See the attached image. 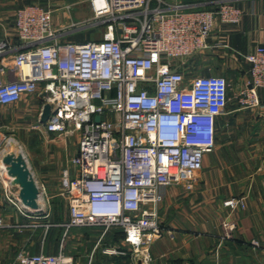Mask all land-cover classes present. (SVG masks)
Segmentation results:
<instances>
[{"label":"built area","instance_id":"obj_1","mask_svg":"<svg viewBox=\"0 0 264 264\" xmlns=\"http://www.w3.org/2000/svg\"><path fill=\"white\" fill-rule=\"evenodd\" d=\"M89 8L94 24L105 27L100 40L89 42L61 41L52 11L39 5L16 10L18 44L0 38V60L14 53L10 66L16 79L5 81L0 66V106L37 94L50 106L47 132L78 134L69 160L75 177L67 179L64 169L65 186L57 195L67 206V221L59 225L64 237L72 228L99 229L95 250L109 230H119L133 255L146 262L149 245L164 233L158 209L165 190L194 189L204 158L216 145L217 119L230 102L226 77L191 75L185 59L211 48L216 22L238 25L243 12L230 1L210 10L178 0H89ZM243 60L249 78L236 103L261 107L257 92L264 89V47H255ZM4 140L0 134V148ZM222 207L225 241L237 230L233 216L245 209V199H226ZM12 264L74 261L61 252L21 251Z\"/></svg>","mask_w":264,"mask_h":264},{"label":"crops","instance_id":"obj_2","mask_svg":"<svg viewBox=\"0 0 264 264\" xmlns=\"http://www.w3.org/2000/svg\"><path fill=\"white\" fill-rule=\"evenodd\" d=\"M222 1H230L239 8L242 18L235 26L216 22L209 39L211 48L204 54L209 64L216 65L219 58L224 65H232L241 76L238 92L249 78L243 58L255 47H264V0H179V3L210 10ZM23 6L25 0H0L1 39L18 44L13 24L16 10ZM13 54L0 60L5 81L16 79L10 66ZM210 75L214 74L202 76ZM257 93L261 107L228 104L223 117L217 119L216 141L218 126L222 124L223 143L204 158L203 164L208 163L210 168L199 172L194 189L187 192L181 185H175L165 190L158 209L164 233L149 245L146 262L133 255L119 230H109L95 250L99 229L72 228L64 237L59 225L67 221V206L57 195L65 186L62 171L67 170V179L75 177L69 160L76 153L77 140L75 146L72 141L69 149V136L46 131L45 123L40 122L43 104L37 94L0 106V133L8 126L4 119L11 118L14 122L10 127L16 129L14 135L25 149V157L19 158L25 162L38 190V210L24 209L17 199L18 183L15 177L8 176L3 162L5 157L15 159L5 154L9 140H13L7 139L0 152V219L5 224L0 228V264H12L21 251L30 255L61 252L72 257L74 264H264V89ZM41 195L54 202L60 200L64 214L61 211L58 215L54 208L58 203L49 202L48 208L44 207ZM239 197L245 199V209L233 216L237 230L231 239L222 241L220 222L226 214L222 202ZM44 222L53 223L47 227ZM52 230L61 231V238ZM106 248L123 254H104L102 250Z\"/></svg>","mask_w":264,"mask_h":264},{"label":"rangeland","instance_id":"obj_3","mask_svg":"<svg viewBox=\"0 0 264 264\" xmlns=\"http://www.w3.org/2000/svg\"><path fill=\"white\" fill-rule=\"evenodd\" d=\"M31 4L39 5L45 9L52 11L53 26L59 33H61V41H96L102 38V34L105 31V27H100L94 24L92 14L89 8V0H25V5ZM185 64L188 69H190L191 75L199 76L203 75L204 73H211L214 75L226 77V79L230 81L229 104L236 103L237 84L242 82L240 81L241 76L239 75V73H237L231 68L232 65H224L219 58L216 61V65L209 64V61L205 54H196L192 57H189L185 59ZM4 122L8 126H6V128L4 129V133L2 134L5 140L0 148V152L5 148L7 139L12 138L16 142L17 146L22 150L23 155L25 157L24 146L22 145L20 140L17 139V137L14 135L16 129L10 127L14 121L11 118H5ZM217 132L218 140L216 141L215 149L217 147H220V145L223 143L222 138L224 133V127L222 124L218 126ZM76 140H78L77 134L69 136L67 141V146L69 147V149L72 148V141L73 146H75ZM209 168L210 167L208 163H205L203 164V169L200 172L207 171ZM14 189L16 188L14 187ZM56 201H59V203L47 199L45 195L40 196V202L42 205H44V207L48 208L49 202L58 203V206H54V208L57 209L58 215H60L59 212L61 211L64 214V210L61 209L63 203L60 200ZM51 223L53 222H44L43 224L48 226ZM53 232L54 234H57L59 238H61V231L55 230Z\"/></svg>","mask_w":264,"mask_h":264},{"label":"water","instance_id":"obj_4","mask_svg":"<svg viewBox=\"0 0 264 264\" xmlns=\"http://www.w3.org/2000/svg\"><path fill=\"white\" fill-rule=\"evenodd\" d=\"M50 115V106L44 104L40 113V122L45 123ZM96 122L99 121L97 117ZM4 164L7 166L8 176L15 177L18 183L17 199L24 209L38 210L36 201L38 199L37 187L26 167L25 162L21 158L12 159L5 157Z\"/></svg>","mask_w":264,"mask_h":264},{"label":"bare ground","instance_id":"obj_5","mask_svg":"<svg viewBox=\"0 0 264 264\" xmlns=\"http://www.w3.org/2000/svg\"><path fill=\"white\" fill-rule=\"evenodd\" d=\"M8 150L5 151L6 155H11L15 159L19 158L20 156L24 158V155L22 153V150L17 146L16 142L13 140H9L8 142ZM2 155V154H1ZM5 157V156H4ZM1 169V168H0ZM4 177V175H3ZM17 181V180H16ZM7 182V181H6ZM11 182V181H9Z\"/></svg>","mask_w":264,"mask_h":264}]
</instances>
